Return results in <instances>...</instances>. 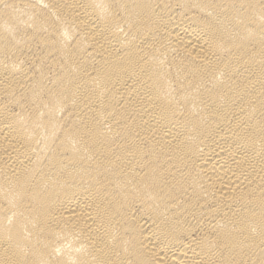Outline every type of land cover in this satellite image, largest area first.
I'll return each mask as SVG.
<instances>
[{"label": "bare ground", "instance_id": "1", "mask_svg": "<svg viewBox=\"0 0 264 264\" xmlns=\"http://www.w3.org/2000/svg\"><path fill=\"white\" fill-rule=\"evenodd\" d=\"M0 264H264V0H0Z\"/></svg>", "mask_w": 264, "mask_h": 264}]
</instances>
